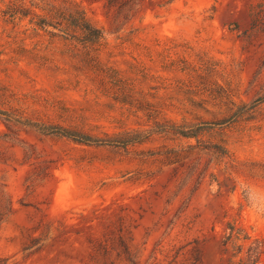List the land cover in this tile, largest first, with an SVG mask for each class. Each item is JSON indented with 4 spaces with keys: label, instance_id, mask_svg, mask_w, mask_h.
<instances>
[{
    "label": "rangeland",
    "instance_id": "374dc122",
    "mask_svg": "<svg viewBox=\"0 0 264 264\" xmlns=\"http://www.w3.org/2000/svg\"><path fill=\"white\" fill-rule=\"evenodd\" d=\"M71 1L105 33L101 62L197 136L157 132L114 84L77 76L69 44L0 17V104L63 102L101 132L149 136L86 146L0 116V261L229 264V225L251 237L245 252L264 247V27L251 19L264 0Z\"/></svg>",
    "mask_w": 264,
    "mask_h": 264
},
{
    "label": "trees",
    "instance_id": "16d2710c",
    "mask_svg": "<svg viewBox=\"0 0 264 264\" xmlns=\"http://www.w3.org/2000/svg\"><path fill=\"white\" fill-rule=\"evenodd\" d=\"M112 3L109 0V4ZM0 5L2 20L15 27L25 23L23 35L29 39L48 37L51 42L59 40L69 44L70 49H67L65 54L77 76L96 75L102 81L103 89L106 88V91L112 89L107 87V84H114L116 87L114 93L118 96L115 100H120L121 103L134 108L136 112L145 114L149 121L152 120L157 132L186 138L197 136L192 132L193 129L186 130L185 126H176L165 121V118L161 116V109L144 102L141 92L128 88L123 83L122 77L101 62L99 54L100 47L106 41L105 33L92 23L79 4L71 0L58 2L56 0H8L7 2L0 0ZM251 19L253 30L260 31L264 27V10L260 7L252 8ZM136 96H141L140 100H137ZM2 100L0 116L7 122L34 127L46 136L105 148H127L142 144L149 138L148 135L139 133L112 136L101 132L97 127L88 124L82 113L63 102H45V106L41 109H35L31 106L17 108L7 98ZM40 101L41 98H37V103ZM226 122V120L217 122L216 125H224ZM5 215L0 208V225ZM228 230L230 232L225 237L223 245L227 250L231 247L234 251L229 264H260L264 256L263 243L254 241L245 252V243L251 237L243 228H236L234 225H229ZM0 264L5 263L0 261Z\"/></svg>",
    "mask_w": 264,
    "mask_h": 264
}]
</instances>
